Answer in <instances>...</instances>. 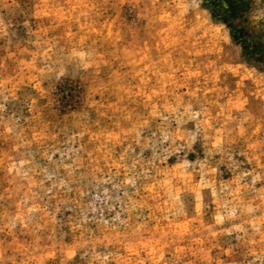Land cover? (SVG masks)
<instances>
[{"label": "rangeland", "instance_id": "374dc122", "mask_svg": "<svg viewBox=\"0 0 264 264\" xmlns=\"http://www.w3.org/2000/svg\"><path fill=\"white\" fill-rule=\"evenodd\" d=\"M0 0V264H264V0Z\"/></svg>", "mask_w": 264, "mask_h": 264}, {"label": "trees", "instance_id": "16d2710c", "mask_svg": "<svg viewBox=\"0 0 264 264\" xmlns=\"http://www.w3.org/2000/svg\"><path fill=\"white\" fill-rule=\"evenodd\" d=\"M205 6L210 8L215 18L227 24L233 39L241 43L245 49L261 50L262 45L244 37V30L235 24V20L248 9L247 0H205Z\"/></svg>", "mask_w": 264, "mask_h": 264}]
</instances>
